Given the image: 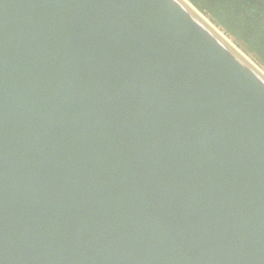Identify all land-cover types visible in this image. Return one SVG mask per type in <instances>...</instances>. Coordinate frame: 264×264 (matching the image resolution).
Segmentation results:
<instances>
[{"label":"water","instance_id":"1","mask_svg":"<svg viewBox=\"0 0 264 264\" xmlns=\"http://www.w3.org/2000/svg\"><path fill=\"white\" fill-rule=\"evenodd\" d=\"M0 264H264V69L189 0H0Z\"/></svg>","mask_w":264,"mask_h":264},{"label":"trees","instance_id":"2","mask_svg":"<svg viewBox=\"0 0 264 264\" xmlns=\"http://www.w3.org/2000/svg\"><path fill=\"white\" fill-rule=\"evenodd\" d=\"M264 69V0H189Z\"/></svg>","mask_w":264,"mask_h":264},{"label":"bare ground","instance_id":"3","mask_svg":"<svg viewBox=\"0 0 264 264\" xmlns=\"http://www.w3.org/2000/svg\"><path fill=\"white\" fill-rule=\"evenodd\" d=\"M232 43V42H231Z\"/></svg>","mask_w":264,"mask_h":264}]
</instances>
